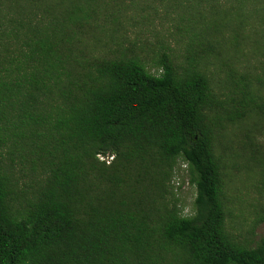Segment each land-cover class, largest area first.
<instances>
[{
  "label": "trees",
  "instance_id": "trees-1",
  "mask_svg": "<svg viewBox=\"0 0 264 264\" xmlns=\"http://www.w3.org/2000/svg\"><path fill=\"white\" fill-rule=\"evenodd\" d=\"M67 1L21 19L74 24L94 3ZM33 28L20 53L31 69L0 67V264H264V238L249 248L227 232L213 149V129L239 120L246 100L207 120L213 96L192 60L164 54L154 72L137 56L85 61ZM16 160L36 184L23 203ZM180 160L196 187L190 216L173 184Z\"/></svg>",
  "mask_w": 264,
  "mask_h": 264
},
{
  "label": "rangeland",
  "instance_id": "rangeland-1",
  "mask_svg": "<svg viewBox=\"0 0 264 264\" xmlns=\"http://www.w3.org/2000/svg\"><path fill=\"white\" fill-rule=\"evenodd\" d=\"M32 1L0 0V23L8 16L0 29V67L21 59L30 70L20 53L36 34L33 27L43 26L58 35V52L77 51L85 61L137 56L154 72L164 54L180 68L192 60L213 96L207 120L246 100L239 120L213 129V149L222 171L227 232L234 242L256 247L264 238V0H94L77 23L52 26L42 11L21 19L48 3ZM49 1L56 4L49 13H57L62 0ZM1 151L2 164L9 163L7 148ZM28 169L16 160L8 170L22 203L36 188ZM173 184L183 214L192 215L196 187L182 160Z\"/></svg>",
  "mask_w": 264,
  "mask_h": 264
},
{
  "label": "built area",
  "instance_id": "built-area-1",
  "mask_svg": "<svg viewBox=\"0 0 264 264\" xmlns=\"http://www.w3.org/2000/svg\"><path fill=\"white\" fill-rule=\"evenodd\" d=\"M186 165V164H185Z\"/></svg>",
  "mask_w": 264,
  "mask_h": 264
}]
</instances>
